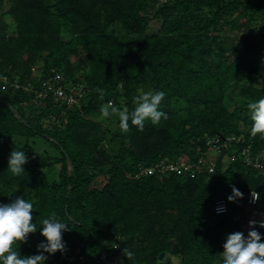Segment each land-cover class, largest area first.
I'll return each mask as SVG.
<instances>
[{
    "label": "trees",
    "instance_id": "1",
    "mask_svg": "<svg viewBox=\"0 0 264 264\" xmlns=\"http://www.w3.org/2000/svg\"><path fill=\"white\" fill-rule=\"evenodd\" d=\"M152 20L159 27L150 32ZM46 84L84 86L83 94L69 106L51 91L38 104ZM149 90L166 93L158 109L166 120L146 121L143 131L129 121L123 133L117 116L102 117L109 101L132 111L134 97ZM260 98L264 0H0V204L32 202L37 226L14 250L39 254L42 221L55 214L71 229L62 232L65 251L44 253V264H94L105 250L125 264H175L174 256L180 264H223V245L249 216L252 191L264 211V136L252 145L261 167L222 154L215 172L197 177L137 173L162 158L196 160L218 133L245 134L230 155L237 152L254 123L247 104ZM12 150L28 158L19 176L8 168ZM100 176L104 185L94 186ZM233 186L243 197L229 201ZM221 198L230 211L216 215Z\"/></svg>",
    "mask_w": 264,
    "mask_h": 264
},
{
    "label": "clouds",
    "instance_id": "2",
    "mask_svg": "<svg viewBox=\"0 0 264 264\" xmlns=\"http://www.w3.org/2000/svg\"><path fill=\"white\" fill-rule=\"evenodd\" d=\"M96 91L101 98L105 95L103 89ZM164 91L149 90L134 97L135 108L129 111L128 108L116 107L111 101L100 109L104 118L115 115L119 118V127L123 133L129 131V121L139 131L145 128V122L150 121L152 125H157L161 119H167V114L158 110L161 101L165 98ZM251 119L254 122L251 134H261L264 136V98L249 102L247 104ZM25 152L22 150H12L8 161V168L15 176L21 175L25 170L23 165L27 162ZM233 194L228 197L229 201L243 197L235 186L232 188ZM253 200H259L260 194L253 191ZM34 205L26 201L23 197H17L7 204H0V264H44L47 256L44 253L54 254L57 251H65V242L62 239V232L71 228L66 222L55 215L42 221L41 234L46 238V243L38 244V249H42L39 254L28 257H21L20 253L14 250L17 242H25L28 234L37 231V226L33 223ZM223 209H218L222 211ZM260 227H264V220L260 221ZM255 225L256 221H250ZM223 264H264V242H261V235L254 228L249 231L247 238L242 232H235L227 237L223 245ZM124 255L131 260L134 253L127 248L123 249Z\"/></svg>",
    "mask_w": 264,
    "mask_h": 264
},
{
    "label": "built area",
    "instance_id": "3",
    "mask_svg": "<svg viewBox=\"0 0 264 264\" xmlns=\"http://www.w3.org/2000/svg\"><path fill=\"white\" fill-rule=\"evenodd\" d=\"M162 1H166V0H162ZM46 85H47L46 90L38 92L43 94L41 97H48L50 96L49 92L53 91L52 96L54 97L56 102L60 100H66L69 106H72L75 103H77L79 96L83 94L82 87L84 86L81 87L72 86L70 87L69 91H66L63 85H59V86L57 85V87H55L54 84H46ZM254 137L255 136H253L250 131L249 137L247 138L248 144L243 148L237 150V152L230 155L234 144L245 141V134L218 133L207 141V149L205 151H202L201 154L198 155L196 160H191V158L186 155H181L179 157L171 158V159L162 158L159 161H156L149 165L141 164L139 166L137 176L158 175L162 177L170 173H175L179 175L197 177L198 175L201 174L213 173L217 168L218 159L220 157L213 158L211 156V151H216L220 155L225 154V156L230 157V159L231 158L235 159L237 156L241 155L245 157V160H247L248 164H253L255 166L261 167L262 165L258 162V158H256L255 161H253V159L251 158ZM251 193L248 198V203L251 210L249 216L242 220L243 224L240 229V232L244 234L245 238H247L249 231L252 230L253 228L258 232L260 231L261 228H264V227H260V223H259L260 221L264 220V211L255 208V205L257 204L258 200L254 201ZM218 209H223V210L218 211ZM229 211H230V206L226 199L221 198L216 200L214 204V212L216 215L227 214ZM233 220L234 221L240 220V215L238 214L233 215ZM250 221H256V224L251 225ZM114 248L118 250L119 245L115 244ZM94 264H125V262L121 254H115L108 250H105L100 254L99 258Z\"/></svg>",
    "mask_w": 264,
    "mask_h": 264
},
{
    "label": "rangeland",
    "instance_id": "4",
    "mask_svg": "<svg viewBox=\"0 0 264 264\" xmlns=\"http://www.w3.org/2000/svg\"><path fill=\"white\" fill-rule=\"evenodd\" d=\"M8 9V7H6L5 8V10H7ZM3 19H4V21H8L9 19H10V16L8 15V14H6V15H3ZM159 27V22L157 21V20H152L151 22H150V27H149V29H150V32H152V31H156V29ZM232 35V40H234V38H235V34L234 33H232L231 34ZM230 39V40H231ZM40 65H42V60H38L37 62H36V65H35V70H36V72L35 73H38V71H39V67H40ZM5 80H7V77L5 78ZM14 86H13V88H17V83H15V84H13ZM29 88H27V90H28ZM43 94L42 93H38L37 94V96H36V98H35V102L37 101V103L38 104H40V97L42 96ZM36 103V106L38 105ZM42 104H43V102H41ZM26 106H25V108H24V111H25V115H27V114H29V113H31V109H30V101H27L26 102V104H25ZM36 106H34V108H36ZM105 121V127H108V129L110 128L111 130L114 128V127H111V126H109L108 125V121L107 120H104ZM50 125H51V123H50V121L49 120H45L44 121V123H43V126H45V127H47V128H49L50 127ZM241 127L242 128H247L246 127V125L245 124H241ZM38 141H42V142H40L38 145H39V148H42V149H47V151H49V153L50 154H59V151L56 149V148H54V147H52V145L50 144V143H47V142H44L43 140H41V139H38ZM38 148V149H39ZM211 156L213 157V158H217V157H220L221 155L218 153V152H216V151H211ZM228 157L227 156H224V158H223V160L226 162H228L229 161V159H227ZM60 167V165H57L56 166V168H59ZM105 181H106V178L104 177V176H100L99 178H97V180L94 182V186H97V187H102L103 185H104V183H105ZM262 237H264V230L262 231ZM173 262L175 263V264H180V259L178 258V257H173Z\"/></svg>",
    "mask_w": 264,
    "mask_h": 264
},
{
    "label": "water",
    "instance_id": "5",
    "mask_svg": "<svg viewBox=\"0 0 264 264\" xmlns=\"http://www.w3.org/2000/svg\"><path fill=\"white\" fill-rule=\"evenodd\" d=\"M170 254L168 252H162L159 256V259L163 262H166L169 258Z\"/></svg>",
    "mask_w": 264,
    "mask_h": 264
}]
</instances>
